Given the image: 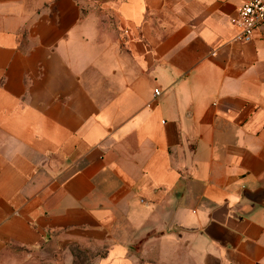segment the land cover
I'll use <instances>...</instances> for the list:
<instances>
[{"label": "crops", "instance_id": "1", "mask_svg": "<svg viewBox=\"0 0 264 264\" xmlns=\"http://www.w3.org/2000/svg\"><path fill=\"white\" fill-rule=\"evenodd\" d=\"M241 2L0 0V252L264 264V37L233 39Z\"/></svg>", "mask_w": 264, "mask_h": 264}, {"label": "rangeland", "instance_id": "2", "mask_svg": "<svg viewBox=\"0 0 264 264\" xmlns=\"http://www.w3.org/2000/svg\"><path fill=\"white\" fill-rule=\"evenodd\" d=\"M107 244L85 245L67 241L62 245L48 241L35 246L9 242L0 252V264H95L105 254Z\"/></svg>", "mask_w": 264, "mask_h": 264}, {"label": "built area", "instance_id": "3", "mask_svg": "<svg viewBox=\"0 0 264 264\" xmlns=\"http://www.w3.org/2000/svg\"><path fill=\"white\" fill-rule=\"evenodd\" d=\"M232 21L240 27L233 39L248 41L256 33L264 37V0H242ZM158 93L159 90L156 88L155 94Z\"/></svg>", "mask_w": 264, "mask_h": 264}, {"label": "water", "instance_id": "4", "mask_svg": "<svg viewBox=\"0 0 264 264\" xmlns=\"http://www.w3.org/2000/svg\"><path fill=\"white\" fill-rule=\"evenodd\" d=\"M246 195L254 201H260L264 197V187H260L254 191H246Z\"/></svg>", "mask_w": 264, "mask_h": 264}]
</instances>
